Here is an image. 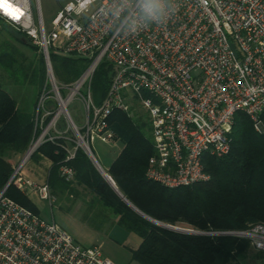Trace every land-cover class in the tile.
<instances>
[{"label": "built area", "instance_id": "built-area-1", "mask_svg": "<svg viewBox=\"0 0 264 264\" xmlns=\"http://www.w3.org/2000/svg\"><path fill=\"white\" fill-rule=\"evenodd\" d=\"M107 3L73 0L47 28L41 0H0V18L39 47L48 75V89L36 107L38 133L0 191V264H115L99 246L81 245L55 221L6 196L14 185L54 206L50 185L31 181L25 167L45 143L74 142L58 135L60 125L73 126L78 137L75 150L68 149L69 161L79 147L92 154V142H115L112 113H130L133 105H141L155 148L146 176L170 189L210 180L204 161L230 153L229 134L238 114L248 116L258 132L264 129V0H180L167 24L131 36L99 16ZM53 55L88 60V67L75 82L62 84ZM102 63L111 67L110 87L96 104L92 81ZM74 100L84 108L83 135L69 111ZM59 174L66 183L76 179L68 164ZM202 234L247 240L264 253V224Z\"/></svg>", "mask_w": 264, "mask_h": 264}, {"label": "trees", "instance_id": "trees-1", "mask_svg": "<svg viewBox=\"0 0 264 264\" xmlns=\"http://www.w3.org/2000/svg\"><path fill=\"white\" fill-rule=\"evenodd\" d=\"M14 33L10 32L9 39L0 43V80L10 79L11 84L16 82L21 86L38 83L40 87L33 110H26L22 104L26 93L17 94L0 84V191L13 175L12 160L26 153L38 133L36 107L48 89L46 62L39 47L25 34ZM22 46L32 50L36 57H30ZM52 63L56 78L67 85L81 76L89 62L53 55ZM110 74L111 67L102 63L93 77L96 104L107 95ZM138 106L133 105L130 113L114 111L109 118L114 140L121 141L123 147L107 173L130 203L155 221L171 226L187 225L202 233L245 230L250 225L264 224V135L255 129L248 116L238 114L235 118L229 134L230 153L223 158L205 159V169L211 176L209 181L170 189L146 176L155 148L148 114L140 113ZM68 149L69 143L60 139L45 143L33 157L39 155L52 162L48 177L52 191L76 193L79 192L76 186L87 191L90 199L84 223L92 224L91 227L100 232L118 225L141 239L137 249L130 248L133 261L140 264H233L243 259L251 248L249 241L236 237L186 234L149 221L121 199L84 151L77 149L75 157L67 161ZM63 164L75 169L73 183L61 179L59 169ZM6 196L39 215L29 196L14 185L8 187ZM257 254L264 260V253Z\"/></svg>", "mask_w": 264, "mask_h": 264}, {"label": "rangeland", "instance_id": "rangeland-1", "mask_svg": "<svg viewBox=\"0 0 264 264\" xmlns=\"http://www.w3.org/2000/svg\"><path fill=\"white\" fill-rule=\"evenodd\" d=\"M71 1L73 0H41L42 11H43V15H44L47 28L51 27L52 20L57 15V13L61 10V8L66 6ZM15 31L16 30H14L12 27L7 25L5 22L0 21V43L5 41L7 38L9 39L10 32L14 33ZM22 48L26 52L29 53L30 57H34V58L36 57V54L32 50L26 48L25 46H22ZM59 81L62 84H66L65 82L61 80ZM11 82L12 81H10V79H7L6 82L3 79L0 80V84L6 90L10 91V89L12 88L14 91H16L17 94L18 93L22 94L23 93L22 91H24V93L26 94L24 95L22 104L26 108V110L28 109L33 110L35 106L36 95L40 87L39 84L35 83V84H28L26 86H21L19 83L16 84L15 82L14 84H11ZM21 96L22 95H20L19 98H21ZM93 98L96 103L98 99L97 94L95 95L94 93ZM69 111L72 117L74 118L76 125L78 126V130L80 134L83 135L85 131L83 129V126L85 124L83 106L81 105L79 101L74 100L69 106ZM138 111H140V113H143L147 116L146 111L142 108L141 105L138 106ZM57 132L59 133L58 135L61 134L66 138L72 137L71 138L72 140L75 139L73 140L74 142L77 141L76 139L78 137L75 131L73 130V126H68L67 124L60 125L58 127ZM262 134L264 135V131H262ZM57 141L58 140H56L55 142ZM74 142H69V149L71 152H73L75 150V147H77V144H75ZM90 147L93 152L92 155L97 159L99 164L102 166V168L107 173L108 166L117 158V156L121 152L123 143L121 141L103 143L99 140H96L91 143ZM78 149H81L82 151H84L86 155L92 161L90 157L91 153L88 152V150L84 146L79 147ZM23 156L24 155L18 156L12 160L11 163L13 164L14 168L19 165V163L23 159ZM41 160L42 158L39 155H36L31 160H29V162L27 163L25 167L28 174H29L28 170H30L31 167L38 166ZM27 172L25 173L26 177H27ZM36 173L38 174L37 171ZM40 173L44 174L43 171L42 172L40 171ZM39 181L44 182V178L40 177ZM22 193L29 196L30 200L39 210V215L43 220L48 221V222L55 221L58 225H60L63 229H65L81 245L99 246L103 254L107 258L112 260L115 264H140L132 260V253L130 251V248L133 247L134 240L132 236L129 235L122 228L116 227L109 234L100 233L92 229L91 227L93 226L92 224L88 225L87 223H84V221L81 222L80 220L77 219V217L74 214H69L65 210L60 209L58 204L55 206H51L49 202L41 200L35 194H32V193L27 194L26 192H22ZM173 227L202 233V232L196 231L192 229L191 227L187 225H183V224L178 225V226H173ZM257 253L258 252L255 251L251 247L249 251L244 255L243 259H240L239 261H235L233 264H264V260H262L258 256Z\"/></svg>", "mask_w": 264, "mask_h": 264}, {"label": "clouds", "instance_id": "clouds-1", "mask_svg": "<svg viewBox=\"0 0 264 264\" xmlns=\"http://www.w3.org/2000/svg\"><path fill=\"white\" fill-rule=\"evenodd\" d=\"M179 8L180 0H108L99 16L109 19L115 31L131 36L150 26L167 24Z\"/></svg>", "mask_w": 264, "mask_h": 264}, {"label": "crops", "instance_id": "crops-1", "mask_svg": "<svg viewBox=\"0 0 264 264\" xmlns=\"http://www.w3.org/2000/svg\"><path fill=\"white\" fill-rule=\"evenodd\" d=\"M111 164L108 166L107 171L109 170ZM51 167H52V162L50 160H48L47 158H42V160L40 161L38 166L31 167L30 170H28L29 174H28L26 169H25L26 170L25 173L27 172V177L31 181H33L37 184H45V183H48L49 171H50ZM36 171L38 172V174L36 173ZM40 171L41 172L43 171L44 174H41ZM40 177L44 178V182L41 181L42 182L41 183L39 181ZM73 186H76V185H73ZM76 187L79 190V192H76V193L75 192L74 193L69 192V191L62 192L60 190H58V191L53 190L52 192L57 197V202L54 204V206L58 204L60 209L65 210L69 214H74L78 220L83 222L84 216L88 212V208H89L88 201L90 199V195L82 187H78V186H76ZM114 219L116 220L117 218L115 217ZM116 227H119V226L114 225L112 228H110L104 232H100V231H98V232L109 234ZM119 228H121V227H119ZM127 233L129 235H131L133 240H134V244H133L132 248L137 249L141 244V239L138 236L136 237L135 234H132L129 232H127ZM131 236H130V238H131Z\"/></svg>", "mask_w": 264, "mask_h": 264}, {"label": "water", "instance_id": "water-1", "mask_svg": "<svg viewBox=\"0 0 264 264\" xmlns=\"http://www.w3.org/2000/svg\"><path fill=\"white\" fill-rule=\"evenodd\" d=\"M264 131V129L262 130ZM90 157L93 161V163L95 164V166L98 168L99 172L102 174V176L110 183V185L113 187V189L116 191V193L121 197V199L128 204L132 209H134L136 212H138L140 215L144 216L146 219H148L149 221L156 223L164 228H168L177 232H181V233H186V234H202V233H198V232H194L191 230H186V229H182V228H177V227H173L171 225H167V224H163L161 222L155 221L153 219H151L150 217L144 215L142 212H140L132 203H130L122 194L121 192L118 190L116 184L114 183V181L112 180V178L108 175V173H106V171L102 168V166L99 164V162L97 161V159L90 154Z\"/></svg>", "mask_w": 264, "mask_h": 264}]
</instances>
